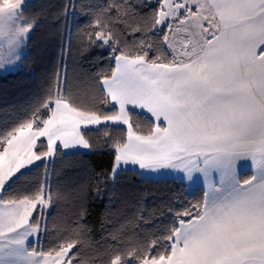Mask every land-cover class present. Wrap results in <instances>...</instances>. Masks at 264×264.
Here are the masks:
<instances>
[{"label":"snow or ice","instance_id":"6c2138e0","mask_svg":"<svg viewBox=\"0 0 264 264\" xmlns=\"http://www.w3.org/2000/svg\"><path fill=\"white\" fill-rule=\"evenodd\" d=\"M22 4L0 0V66L20 59L34 27ZM79 8L89 21L77 31L78 50L107 48L106 64L83 71L75 87L57 72L30 116L0 131V264H264V0ZM81 149L110 157L109 169L95 173V197L125 171L200 195L164 205L169 221L152 231L122 224L94 259L84 252L93 248L82 223L86 186L46 182L58 153ZM40 165L44 180L31 176ZM69 197L75 225L50 228L48 213Z\"/></svg>","mask_w":264,"mask_h":264},{"label":"trees","instance_id":"16d2710c","mask_svg":"<svg viewBox=\"0 0 264 264\" xmlns=\"http://www.w3.org/2000/svg\"><path fill=\"white\" fill-rule=\"evenodd\" d=\"M110 2L111 0H30L24 5L20 12L26 20L34 19L35 24L24 45L26 52L20 60L19 68L0 78V131L30 116L33 106L42 100L50 85L54 86L57 72L62 78L66 74L68 82L75 87L83 71L95 73L105 66L108 49L93 46L81 53L76 34L89 21V15L79 8L81 4L96 6ZM73 3L77 5L75 9L71 7ZM65 6H68L66 16ZM89 151L87 154L66 156L57 154L55 162L47 165L46 182L53 189L57 186L66 189L82 184L86 186L89 215L84 217L82 223L90 226L93 248H85L84 252L94 259V249L106 248L111 243L109 233L122 224L129 233L152 231L169 221L164 205L178 207L181 202L187 203L200 195L199 189L185 191L172 180L147 182L133 172L125 171L117 177L115 185H101L104 194L95 197V173L109 169L110 157L101 150ZM31 176L44 180L45 166L33 169ZM109 192L113 193L110 214L107 220H103L102 213L106 205H109ZM125 192L134 195L126 197ZM76 211L71 197L60 202L48 213L49 227L62 229L65 225L74 226ZM161 212L165 215L161 216ZM137 214L145 218L151 215L153 218L147 222L141 220L127 223Z\"/></svg>","mask_w":264,"mask_h":264},{"label":"crops","instance_id":"0c3cea01","mask_svg":"<svg viewBox=\"0 0 264 264\" xmlns=\"http://www.w3.org/2000/svg\"><path fill=\"white\" fill-rule=\"evenodd\" d=\"M30 33V32H29ZM29 35V34H28ZM0 51H2L1 49H0ZM25 52H26V50L24 49V45L19 49V54H20V59L15 63L16 65L18 64V66L15 68V70H17L18 68H19V66H20V60L23 58V56L25 55ZM14 64V65H15ZM5 70V71H4ZM15 70L14 71H12V70H10L9 69V67H8V65H4V67H2L1 68V70H0V72H3V73H0V78L1 77H3L4 75H6V74H8V73H13V72H15ZM90 151H88V149H81L79 152H76V153H74V154H77V153H85V154H87V153H89ZM62 155H64V154H62ZM64 156H66V155H64ZM41 166V165H40ZM249 171H250V169H249ZM190 192V191H189ZM192 192V191H191ZM32 239L35 241V236H33L32 237Z\"/></svg>","mask_w":264,"mask_h":264},{"label":"rangeland","instance_id":"374dc122","mask_svg":"<svg viewBox=\"0 0 264 264\" xmlns=\"http://www.w3.org/2000/svg\"><path fill=\"white\" fill-rule=\"evenodd\" d=\"M28 1H30V0H23V4L21 5V9L24 7V5L28 2ZM21 9H20V11H21ZM5 46H6V44H5V41H4V39H3V37L2 36H0V49L1 50H3L4 48H5ZM18 66V64L16 65H8V67H9V69L10 70H12V71H14L15 70V68ZM2 67H4V66H0V70H1V68ZM5 71V70H4ZM0 73H3V72H0ZM88 151H89V149H88ZM62 155V153H58V155ZM64 156V155H63ZM242 174H246V173H242ZM190 191V190H189ZM191 192V191H190Z\"/></svg>","mask_w":264,"mask_h":264}]
</instances>
